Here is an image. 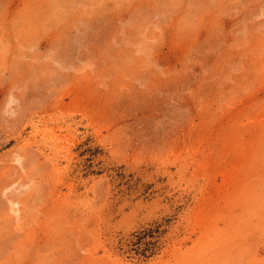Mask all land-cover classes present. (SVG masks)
<instances>
[{
    "label": "rangeland",
    "instance_id": "374dc122",
    "mask_svg": "<svg viewBox=\"0 0 264 264\" xmlns=\"http://www.w3.org/2000/svg\"><path fill=\"white\" fill-rule=\"evenodd\" d=\"M0 264H264V0H0Z\"/></svg>",
    "mask_w": 264,
    "mask_h": 264
}]
</instances>
